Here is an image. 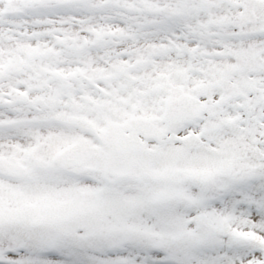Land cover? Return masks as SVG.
Segmentation results:
<instances>
[{"label":"snow or ice","instance_id":"1","mask_svg":"<svg viewBox=\"0 0 264 264\" xmlns=\"http://www.w3.org/2000/svg\"><path fill=\"white\" fill-rule=\"evenodd\" d=\"M0 264H264V0H0Z\"/></svg>","mask_w":264,"mask_h":264}]
</instances>
